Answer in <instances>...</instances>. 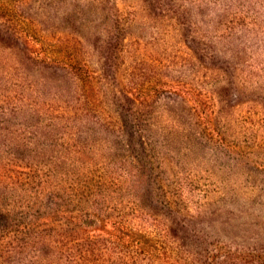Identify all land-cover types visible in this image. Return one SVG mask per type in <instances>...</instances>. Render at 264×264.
<instances>
[{"label": "rangeland", "instance_id": "rangeland-1", "mask_svg": "<svg viewBox=\"0 0 264 264\" xmlns=\"http://www.w3.org/2000/svg\"><path fill=\"white\" fill-rule=\"evenodd\" d=\"M0 264H264V0H0Z\"/></svg>", "mask_w": 264, "mask_h": 264}]
</instances>
